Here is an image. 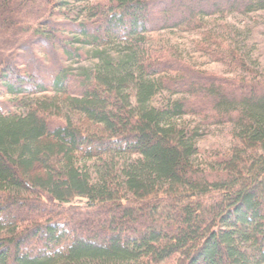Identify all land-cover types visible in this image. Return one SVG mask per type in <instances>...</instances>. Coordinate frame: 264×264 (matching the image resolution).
<instances>
[{"label":"trees","instance_id":"trees-1","mask_svg":"<svg viewBox=\"0 0 264 264\" xmlns=\"http://www.w3.org/2000/svg\"><path fill=\"white\" fill-rule=\"evenodd\" d=\"M261 11L0 0V264H264V78L229 22ZM166 32L244 76L196 69ZM207 127L232 144L199 163Z\"/></svg>","mask_w":264,"mask_h":264},{"label":"rangeland","instance_id":"rangeland-1","mask_svg":"<svg viewBox=\"0 0 264 264\" xmlns=\"http://www.w3.org/2000/svg\"><path fill=\"white\" fill-rule=\"evenodd\" d=\"M228 21V20H227ZM226 21V22H227ZM205 24L212 28L217 29L223 25L224 21L215 19H205ZM229 22L235 23L241 30L236 32L237 41L240 43L238 47L242 48L243 55L246 59L248 71L251 73V77L264 78V11L255 13L247 18H235ZM160 41L167 42L168 44L177 45L182 51L184 57L192 64L196 69L205 72L208 75L219 77L223 79H233L235 75L244 76V74L232 72L229 68L212 62L207 57L195 52L191 47V41L195 39V35H187L182 33L166 32L160 34ZM90 61H84L82 64H70L68 67L72 71H78L80 67L89 66ZM246 71V70H245ZM237 77V76H236ZM255 79V78H254ZM52 94H47L51 97ZM64 115L66 112H60ZM73 119L78 126L85 129L86 126H82L83 121L74 115ZM196 121V120H195ZM181 123L194 126V120L187 118L182 119ZM204 135L197 141V148L199 150L198 161L199 163H207L211 161V156L216 151H224L231 146L232 141L229 138L228 130L226 127H207L203 128ZM82 203V202H77ZM167 264V263H161ZM169 264V263H168Z\"/></svg>","mask_w":264,"mask_h":264}]
</instances>
